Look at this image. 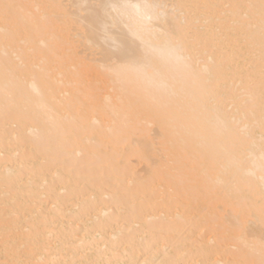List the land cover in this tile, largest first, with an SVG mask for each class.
<instances>
[{
  "label": "bare ground",
  "instance_id": "obj_1",
  "mask_svg": "<svg viewBox=\"0 0 264 264\" xmlns=\"http://www.w3.org/2000/svg\"><path fill=\"white\" fill-rule=\"evenodd\" d=\"M0 264H264V0H0Z\"/></svg>",
  "mask_w": 264,
  "mask_h": 264
},
{
  "label": "rangeland",
  "instance_id": "obj_2",
  "mask_svg": "<svg viewBox=\"0 0 264 264\" xmlns=\"http://www.w3.org/2000/svg\"><path fill=\"white\" fill-rule=\"evenodd\" d=\"M140 167H141V166H140V165L138 166V164H137V166H135L136 169H138V168H140ZM203 232H205V230H204V228L201 227V229L198 230V233H196V235H197V234H200V233H203ZM194 237H196V236H192L190 239H193ZM165 247H166V250H167L168 248L171 250V248H170V247H171V246H170V243H166V244H165ZM167 251H168V250H167ZM18 259H20V258H18Z\"/></svg>",
  "mask_w": 264,
  "mask_h": 264
},
{
  "label": "snow or ice",
  "instance_id": "obj_3",
  "mask_svg": "<svg viewBox=\"0 0 264 264\" xmlns=\"http://www.w3.org/2000/svg\"><path fill=\"white\" fill-rule=\"evenodd\" d=\"M135 7H140L139 5H137V6H135ZM143 8L145 9V10H147V11H152V10H154L155 8H156V5H154V4H145V5H143Z\"/></svg>",
  "mask_w": 264,
  "mask_h": 264
}]
</instances>
